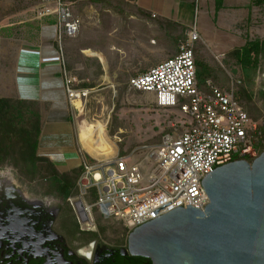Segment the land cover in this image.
Masks as SVG:
<instances>
[{
    "label": "rangeland",
    "instance_id": "obj_1",
    "mask_svg": "<svg viewBox=\"0 0 264 264\" xmlns=\"http://www.w3.org/2000/svg\"><path fill=\"white\" fill-rule=\"evenodd\" d=\"M63 1L69 4L81 20L79 35L63 41L65 70L77 79L78 89L89 91L88 97L76 107L75 101L70 102L68 97H64L58 86L51 90L53 93L50 91L55 99L47 100V94L42 100H30L21 95L23 89L19 84L26 77L17 74L30 72L22 66L23 61L17 62L15 51L41 45L43 40L40 32L43 27L51 25L48 19L41 18V10L44 5H52L54 0H0V98L12 103L29 101L25 104L26 108L40 114L42 136L52 126L70 122L72 131L69 139L66 143L55 141L53 145L71 146L64 150V159L73 165L68 166L67 161L61 165L60 153L49 154L56 156V166L61 172H67L72 179L75 178L72 170L81 165L82 159L88 155L93 157L84 148L82 141L93 132L97 123L104 126L109 144L115 150L114 154L128 155L139 149L131 162H140L143 173L148 175L156 163L150 165L147 152L159 145L165 136L183 133L187 128L184 123L187 119L176 110L158 108L152 95L132 90L129 80L158 65L153 62L152 52L145 48L147 42L167 37V45L178 53L188 29L172 27L170 23L146 15L138 8L136 0ZM175 1L174 16H178L184 25L195 28L199 36L202 31L205 32L202 41L196 44L197 59L210 64L216 75L214 81L227 90L231 86V77L241 80L238 93V84L235 87L236 99L259 124L264 139V54L259 57L258 72L251 85L246 82L242 67L233 54L246 41H264V1L257 4L251 0H225L223 8L215 5L217 0ZM229 7L236 10H229ZM249 13L251 17L247 21ZM231 15L245 17V20L233 27L232 22L226 21ZM201 27L204 29L201 30ZM50 41L55 43V39ZM61 70L63 74L64 70ZM63 88L66 92L65 86ZM114 156L111 153L108 157L111 159ZM0 175L11 179L35 198L44 199L51 205L60 204L44 181L50 176L49 172L44 171L30 179L8 159L0 167ZM78 191V199L72 205L62 202V209L71 206L74 212V217L63 215L66 221L64 232L80 233L82 229H88L97 232L85 233H96L100 238L125 239L129 236L130 233L121 224L104 220L96 208L93 209L96 230L90 223L79 224L75 213L76 204L79 200L88 205L93 201L88 196L81 198Z\"/></svg>",
    "mask_w": 264,
    "mask_h": 264
},
{
    "label": "built area",
    "instance_id": "obj_2",
    "mask_svg": "<svg viewBox=\"0 0 264 264\" xmlns=\"http://www.w3.org/2000/svg\"><path fill=\"white\" fill-rule=\"evenodd\" d=\"M56 17V42L59 45L64 86L70 102L85 100L89 91L76 87L77 79L65 70L63 41L80 33L81 20L69 4L54 0L44 5L41 17ZM201 37L192 29L177 55L129 80V87L152 95L162 109H176L186 118V130L167 135L147 152L155 167L145 175L140 162L132 163L138 150L111 159L91 155L82 159L84 172L78 181L80 197L97 194L94 204L84 205L88 222L95 221L93 209L104 220L121 224L127 233L180 207L204 210L209 203L202 180L217 168L232 162H253L264 149L259 124L236 99L239 80L231 77L229 90L207 81L202 91L197 81L196 44ZM71 198V203L77 201ZM80 201V200H79Z\"/></svg>",
    "mask_w": 264,
    "mask_h": 264
},
{
    "label": "water",
    "instance_id": "obj_3",
    "mask_svg": "<svg viewBox=\"0 0 264 264\" xmlns=\"http://www.w3.org/2000/svg\"><path fill=\"white\" fill-rule=\"evenodd\" d=\"M202 185L204 210L180 207L134 229L130 253L152 264H264V152L217 168ZM76 211L88 221L81 201Z\"/></svg>",
    "mask_w": 264,
    "mask_h": 264
},
{
    "label": "flooded vegetation",
    "instance_id": "obj_4",
    "mask_svg": "<svg viewBox=\"0 0 264 264\" xmlns=\"http://www.w3.org/2000/svg\"><path fill=\"white\" fill-rule=\"evenodd\" d=\"M63 215L61 201L51 205L0 175V264H152L130 253L128 237L69 238Z\"/></svg>",
    "mask_w": 264,
    "mask_h": 264
},
{
    "label": "trees",
    "instance_id": "obj_5",
    "mask_svg": "<svg viewBox=\"0 0 264 264\" xmlns=\"http://www.w3.org/2000/svg\"><path fill=\"white\" fill-rule=\"evenodd\" d=\"M254 1L257 4H262L264 0ZM233 54L236 61L242 67L246 82L248 85H251L258 72L259 57L264 54V41H247L241 49L235 50ZM195 61L197 66V81L202 91L207 90L206 84L209 80L218 87L224 88L214 81L216 75L210 64L197 59L196 48ZM239 81L240 84H238L237 93L242 83L241 80ZM246 97L248 99L250 98L248 95ZM27 102L29 101L19 100L17 103H12L8 99L0 98V167L8 159H11L13 166L30 179L44 171L49 172L50 176L48 179H44V181L50 187L51 194L59 201L72 205L71 198L79 195L77 183L84 172V168L82 164L74 168L72 172L75 173V178L72 179L67 172H61L49 158L40 153L42 137L41 117L38 111L26 108L25 104ZM241 106L247 111L244 105L241 104ZM248 114L251 117L249 112ZM263 152L264 150L261 153ZM120 155L124 156L123 154ZM43 165L45 166L43 167ZM88 197L93 201L91 204H94L97 199V194L94 189L90 191ZM63 211H65V215H73L74 217L71 206H66ZM79 232L86 234V231L83 230ZM87 234L91 237H97L96 233Z\"/></svg>",
    "mask_w": 264,
    "mask_h": 264
},
{
    "label": "crops",
    "instance_id": "obj_6",
    "mask_svg": "<svg viewBox=\"0 0 264 264\" xmlns=\"http://www.w3.org/2000/svg\"><path fill=\"white\" fill-rule=\"evenodd\" d=\"M217 1L218 2H216L215 5L221 6V8L225 7L223 4L225 0H217ZM253 1L254 0H251V2ZM136 5L146 15H151V17L153 18H158L161 21L167 22L168 24L170 23L172 27L174 26L180 29L187 28L188 29L187 34L192 30V27H188L184 25L178 16L177 18L174 16V13H175L174 10L176 6L175 0H136ZM230 9L233 10L235 8L229 7V10ZM250 17H251V14L249 13L246 16V20L249 21ZM43 18L48 19V24H51V25H48L45 27L42 26L43 28L41 27L42 31L40 32V35L42 36V40H43L41 45L38 47L24 48V49H21L20 51H18L17 49L15 51L17 62L23 61L24 65L22 64V66L23 67L25 66L26 70L30 72V73L22 72V73L17 74L19 76L26 77L25 79L21 80V84H19V86H22V89H23V90L21 89L23 92V94L21 92V95H25V98L30 99V100H42L47 94V100L55 99L51 95V92H52L51 90H53L54 88L58 86L60 92H62L64 97L67 98V94L63 88L64 80H63V74L61 70L62 66L60 64V56H59L60 50H59V45L56 42V27H55L56 17L49 16V17H43ZM243 18H237L234 15H231L230 17L227 18L228 20L226 19V21L228 23L232 22L233 23L232 26L235 27L238 25L240 21L243 22L245 20ZM50 20H53V22L51 23ZM198 27L199 25H197V29H199ZM203 29L204 28L201 27V30ZM204 33L205 32L202 31V33L200 34L201 38H202V34ZM166 38L167 37H165L164 39L157 38L155 40H152L146 43L145 48H147L150 52H152L154 63L159 64L178 54L176 53L174 49H172L170 46L167 45V41L165 40ZM186 38L182 42H184ZM52 39H55L56 44L50 43L51 42L50 40ZM46 40H48V42ZM18 67H19V64H18ZM24 69L25 68H23V70ZM51 74L53 75L51 76ZM236 80H240V79H236ZM222 89L227 90L226 88H222ZM48 94L50 95L48 96ZM71 120H72L71 118H68V121H71ZM71 131L72 130H71L70 122L67 123V121L62 122V125H59V126L55 125V126H52L50 129L45 130L41 138L40 153L42 151H45V153L42 155L49 158L55 165L58 164V162H56L55 160L56 156H52L49 153H52V152L60 153L61 155L59 156V161H60L59 163H61V165H62V162L65 163L67 160L64 159V156L66 153L64 152V150L67 148H70L71 146L69 147L65 145H62V146L58 145L57 147H55L53 144L55 143V141L59 143H66V140H68L70 137ZM57 140H60V141H57ZM67 165L72 166L73 163H69L67 161Z\"/></svg>",
    "mask_w": 264,
    "mask_h": 264
},
{
    "label": "bare ground",
    "instance_id": "obj_7",
    "mask_svg": "<svg viewBox=\"0 0 264 264\" xmlns=\"http://www.w3.org/2000/svg\"><path fill=\"white\" fill-rule=\"evenodd\" d=\"M74 103L75 106L78 107L77 105L79 103L81 104L82 101L78 100ZM94 128L95 129L93 130V132L86 135L84 140L82 141L84 148L98 160L109 159L111 153L112 156L116 155V152L114 154L115 150H113V147L109 144L104 126L100 123H97Z\"/></svg>",
    "mask_w": 264,
    "mask_h": 264
}]
</instances>
